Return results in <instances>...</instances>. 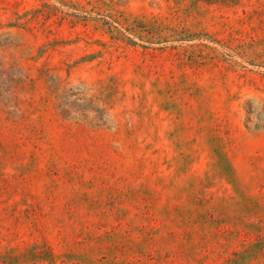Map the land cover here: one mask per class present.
<instances>
[{
	"label": "rangeland",
	"instance_id": "1",
	"mask_svg": "<svg viewBox=\"0 0 264 264\" xmlns=\"http://www.w3.org/2000/svg\"><path fill=\"white\" fill-rule=\"evenodd\" d=\"M0 264H264V0H0Z\"/></svg>",
	"mask_w": 264,
	"mask_h": 264
}]
</instances>
